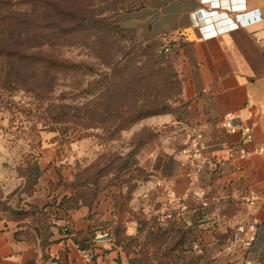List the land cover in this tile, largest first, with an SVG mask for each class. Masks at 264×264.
I'll use <instances>...</instances> for the list:
<instances>
[{
	"label": "rangeland",
	"instance_id": "1",
	"mask_svg": "<svg viewBox=\"0 0 264 264\" xmlns=\"http://www.w3.org/2000/svg\"><path fill=\"white\" fill-rule=\"evenodd\" d=\"M2 1L13 37H0V50L14 55L19 79L4 97L21 112L0 105V224L37 222L39 207L29 201L41 176L35 164L48 141L64 145L77 177L97 176L98 184L124 188V200L139 182L172 175L192 129L188 101L173 55L123 26L128 0ZM143 110L156 114L136 118ZM153 200L146 201L151 210ZM197 207L189 201L182 214L187 230L169 221L161 240L152 239L156 221L147 216L145 233L130 243L128 264H198L204 231L224 244L226 226L235 221L224 218L217 230L210 209ZM220 213L232 218L233 205Z\"/></svg>",
	"mask_w": 264,
	"mask_h": 264
},
{
	"label": "crops",
	"instance_id": "2",
	"mask_svg": "<svg viewBox=\"0 0 264 264\" xmlns=\"http://www.w3.org/2000/svg\"><path fill=\"white\" fill-rule=\"evenodd\" d=\"M218 2L220 13L216 17L196 23L194 13L204 6L201 0H128L122 24L138 39L155 40L161 49L168 47L175 60L182 96L188 101L190 125L203 134V168L197 175H190L180 166L182 158L176 157V169L167 177L176 193L172 202L187 204V190L203 187L210 195L209 214L217 230L224 228V218L228 223L235 221L233 226H226L229 233L239 224L253 223L255 227L252 235L248 231L243 235L245 243L231 254L217 257L214 250L227 240L219 245L210 232L204 231L200 244L205 253L199 256L198 264H264V156L228 159L226 154L229 146L264 145V0ZM233 4L241 7L234 17L229 14ZM226 113L233 115L235 125L251 128L250 142H242L239 133L229 134L219 127ZM63 148L58 141H48L41 147L37 161L41 176L29 201L40 208L55 203L46 207L54 213L48 244L42 245L37 223L0 224V264H128L130 255L122 246L91 242L97 230H111L115 225L116 203L124 188L108 182L88 202L79 200L74 208H59L61 200L72 195L67 184L77 177L76 165L62 154ZM213 166L219 173L209 177L207 169ZM60 182L66 187L59 186ZM150 186V179L139 182L127 202L131 213H143L146 219L161 211L167 202L164 195L151 191L154 204L153 210L149 209L140 195ZM248 191L260 197L253 206L243 202ZM229 205L235 211L232 218L220 213ZM65 224L71 234L60 231ZM121 226L128 237H142L146 231L128 214ZM75 240L88 246L79 249ZM87 252H93L94 258L87 259Z\"/></svg>",
	"mask_w": 264,
	"mask_h": 264
},
{
	"label": "built area",
	"instance_id": "3",
	"mask_svg": "<svg viewBox=\"0 0 264 264\" xmlns=\"http://www.w3.org/2000/svg\"><path fill=\"white\" fill-rule=\"evenodd\" d=\"M201 2L204 6L194 13L196 23L208 18L216 17L220 13L218 0H201ZM240 8L241 7L238 4L231 5L229 14L233 17L237 16L240 12ZM160 52L168 53L169 49L168 47H163ZM233 118L234 117L231 113L224 114L218 123L219 127L229 134L239 133L242 142H250L252 139L251 128L245 125H235L233 123ZM204 148L205 144L202 132L193 128L189 130L181 148L178 151V155L182 158L180 161V166H182L190 175H197L202 170V151ZM226 154L228 159H233L235 157L243 159L252 155L264 156V145L255 144L251 148H245L242 146H229L226 149ZM207 170L209 177L218 175L219 173L217 166H213ZM150 180L151 186L149 189L143 192L140 197L141 199L148 201L151 197V191H154L155 194H161L165 196L167 202L165 205H163L162 210L155 211L153 215L154 220L158 225L165 226L167 222L182 216L183 212L187 210V204L181 202L178 205L172 202L174 201V198H176V193L173 190L168 178L151 177ZM187 198L189 201L195 203L201 208H207L211 202L209 192L203 187H190L187 190ZM259 199V195H257L255 192L248 191L243 198V202L249 206H253L259 201ZM254 230L255 227L253 223L236 225L230 231L225 244L215 253L214 257L231 254L239 244L246 242L243 235L247 231L250 232V235H252ZM113 239L114 237L111 231L104 229L97 230L94 233L91 242L96 243L99 241H106L107 243H111ZM85 256L87 259L91 260L94 258V253L87 252L85 253ZM248 263L249 261L246 262V264Z\"/></svg>",
	"mask_w": 264,
	"mask_h": 264
},
{
	"label": "trees",
	"instance_id": "4",
	"mask_svg": "<svg viewBox=\"0 0 264 264\" xmlns=\"http://www.w3.org/2000/svg\"><path fill=\"white\" fill-rule=\"evenodd\" d=\"M1 4L4 5L5 2L3 3V1L0 0V6H2ZM8 29H11L9 17L7 15L3 16L0 12V37L5 39L6 41L11 40L13 37L12 35H8V34H10L8 32ZM6 32H8V33H6ZM161 54H165V53H161ZM20 56H18V58H20ZM13 57H14V55L0 50V103H1L0 105H2L6 110L10 111L12 114L21 112L20 108H18L16 105L12 104V102L7 99L9 97V95L6 96L7 98L4 97L5 96L4 93L7 92L10 94V91L13 89V85L18 82L17 80H19L18 76L16 74L15 62H14ZM159 57H161V55H159ZM154 112H156V111H154ZM148 114L153 115L156 113H148L146 110H143V111H141V113L136 115L137 116L136 118H141L142 115L147 116ZM103 120H106V119L103 118ZM35 167H36V170L38 171V164L37 163L35 164ZM40 174H41V172H40ZM97 180H98L97 176H95V177L89 176L86 178H84L82 176L76 177V179L71 184H67V186L69 187V189L72 192V195L69 198H63L61 200V202L59 203L58 207L62 208L64 210H68V209L76 207L78 205L79 200H82L83 202H88L89 200H91L92 194L99 191L104 186V185H101V183L98 184ZM128 200H129V198L124 200L121 197L117 200V203H116V209L117 210L116 211L118 214V219H117L115 225L110 227L111 228L110 231L114 237L113 241L110 244L122 246V248L126 251L127 254L129 253L130 243L138 237L137 236H135V237L125 236L124 230L121 226V222L126 217V214L130 215V217H133L132 216L133 214H137L136 216L134 215V217L132 219L136 220L138 222V224L140 225V227L143 228L145 225V222L147 220V219H145L144 216L140 215V213H134V212L131 213L130 209L127 207ZM54 204H55L54 202L48 203L44 207H41V208L39 207L38 211H37L38 212V218H37L36 223H37V226L39 227L37 229V232L41 236L42 245L44 247L48 244L47 238L49 236V227L52 224L51 218L53 217V214H54L51 211H47L46 207L54 205ZM209 206L207 208H201V207H197V208H199L200 210H205V209H209ZM32 209H33V207H32ZM190 210L195 211L194 208H192V209L190 208ZM206 214H208V213H206ZM152 218L154 219V216ZM172 222H176V223H174V224H176L174 227H181V228L185 227L187 230V225H186V222L183 220V215L180 216L179 218L172 220ZM154 227H155L156 232L154 234L150 233V234L154 235V237L152 239L161 240V238L164 236V234L166 232L165 230H163L164 226H160L156 223V225ZM60 231L63 234H67V235L71 234V231H70L68 224L63 225L60 228ZM148 236H149V234H148ZM152 239H150V240H152ZM75 242H76L77 247L79 249H85L88 246V244L83 245L82 243H80L77 240H75ZM179 244H181V239H179L175 243V246H177ZM140 246H142V244ZM148 246H146V248H148ZM150 246L152 247L153 245L150 244ZM159 246H155V249H157ZM156 256L157 255L154 254L153 258H156ZM161 258H164V255H162ZM129 259H131V258H129ZM144 260H146V259H144Z\"/></svg>",
	"mask_w": 264,
	"mask_h": 264
}]
</instances>
